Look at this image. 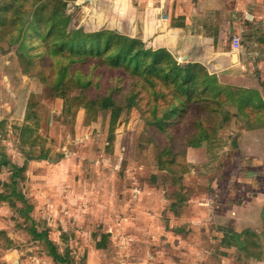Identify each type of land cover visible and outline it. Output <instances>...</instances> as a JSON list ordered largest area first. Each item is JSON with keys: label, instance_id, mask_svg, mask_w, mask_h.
<instances>
[{"label": "rangeland", "instance_id": "rangeland-1", "mask_svg": "<svg viewBox=\"0 0 264 264\" xmlns=\"http://www.w3.org/2000/svg\"><path fill=\"white\" fill-rule=\"evenodd\" d=\"M253 1L239 50L264 95V0ZM93 7L0 0V264H264L260 94L215 74L218 102L203 86L183 105L167 87L154 94L107 53L139 37L101 27ZM198 145L196 164L186 153Z\"/></svg>", "mask_w": 264, "mask_h": 264}, {"label": "crops", "instance_id": "crops-1", "mask_svg": "<svg viewBox=\"0 0 264 264\" xmlns=\"http://www.w3.org/2000/svg\"><path fill=\"white\" fill-rule=\"evenodd\" d=\"M108 12L104 13L101 0H93L101 27L115 28L128 35L143 40L149 49L165 48L176 59L181 55L183 63H197L209 74L240 87H252L260 94L261 111L258 123L253 127L254 145L258 150L254 155L260 171H264V95L255 87L259 84L251 76L252 70L243 62V53L232 49L231 37L241 34V13L247 20L254 15L248 10L253 0H104ZM126 5V8H125ZM248 9V10H247ZM100 10H102L100 12ZM124 13V14H123ZM108 14V16H107ZM125 18V19H124ZM108 19V24L106 23ZM123 29L121 30V28ZM231 36V37H230ZM255 83H254V82ZM248 131V130H247ZM200 155L193 156L187 149V159L202 163L207 147L198 145ZM203 151V152H200ZM260 178V175H259ZM262 181V180H260ZM264 193L255 195L253 206L256 212H263ZM260 223L257 225L259 226ZM256 227L253 222L251 227ZM15 259L7 264H11ZM262 259H254L253 264H261Z\"/></svg>", "mask_w": 264, "mask_h": 264}, {"label": "trees", "instance_id": "trees-1", "mask_svg": "<svg viewBox=\"0 0 264 264\" xmlns=\"http://www.w3.org/2000/svg\"><path fill=\"white\" fill-rule=\"evenodd\" d=\"M30 30L33 28L29 27ZM110 41L114 34H110ZM122 43L116 38L107 43L108 52L111 59V65L118 67L123 73L134 78V82H142L149 85V88L154 94H163L161 90H157L156 86H164L170 90L174 100L180 105H183V97L186 100H193L199 97L195 91L198 86L215 89L214 96L219 101L221 94L227 90L226 86L216 82L215 76L209 74L204 68L197 63H181L165 48L146 49L139 40L135 37H121ZM109 44V45H108ZM100 52V50H99ZM187 83H184L186 82ZM241 90V89H236ZM233 91H235L233 89ZM209 99V94L205 95ZM242 95L238 96L240 101ZM253 99L250 98L249 101ZM260 100V99H259ZM261 101V100H260ZM155 108V105L153 106ZM179 105L172 104L170 114L177 112ZM52 252V251H51ZM55 253V252H53Z\"/></svg>", "mask_w": 264, "mask_h": 264}, {"label": "built area", "instance_id": "built-area-1", "mask_svg": "<svg viewBox=\"0 0 264 264\" xmlns=\"http://www.w3.org/2000/svg\"><path fill=\"white\" fill-rule=\"evenodd\" d=\"M240 36L238 34H233L232 35V38H231V46H232V49L234 50H238L240 48ZM176 60L178 62H181L183 60L182 56L181 55H177L176 56Z\"/></svg>", "mask_w": 264, "mask_h": 264}]
</instances>
